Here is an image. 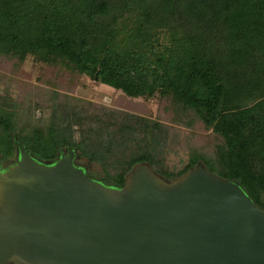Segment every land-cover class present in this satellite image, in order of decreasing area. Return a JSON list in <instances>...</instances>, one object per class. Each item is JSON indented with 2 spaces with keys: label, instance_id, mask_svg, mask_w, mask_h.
Returning a JSON list of instances; mask_svg holds the SVG:
<instances>
[{
  "label": "trees",
  "instance_id": "obj_1",
  "mask_svg": "<svg viewBox=\"0 0 264 264\" xmlns=\"http://www.w3.org/2000/svg\"><path fill=\"white\" fill-rule=\"evenodd\" d=\"M25 54L130 98L158 99L175 123L210 133L188 142L190 160L175 173L164 167L170 129L159 120L93 114L75 98L55 105L48 123L0 110L4 170L21 145L47 166L73 151L115 188L138 164L170 180L199 165L264 210V0H0V55Z\"/></svg>",
  "mask_w": 264,
  "mask_h": 264
},
{
  "label": "water",
  "instance_id": "obj_2",
  "mask_svg": "<svg viewBox=\"0 0 264 264\" xmlns=\"http://www.w3.org/2000/svg\"><path fill=\"white\" fill-rule=\"evenodd\" d=\"M20 151L0 170V264H264V210L203 166L174 185L140 167L115 188L73 151L50 166Z\"/></svg>",
  "mask_w": 264,
  "mask_h": 264
},
{
  "label": "rangeland",
  "instance_id": "obj_3",
  "mask_svg": "<svg viewBox=\"0 0 264 264\" xmlns=\"http://www.w3.org/2000/svg\"><path fill=\"white\" fill-rule=\"evenodd\" d=\"M74 98L86 108H90L93 114L98 111L96 110L98 108L112 109L149 117L166 124L170 129V136L164 167L170 172H180L189 162L190 145L188 142L210 133V131L205 132L198 128L192 129L186 125L175 123L165 110L166 103L159 102L158 99L130 98L123 92L97 83L87 76L71 73L65 67L49 66L35 54L0 55V110L13 112L19 120L28 117L31 120L40 119L42 122L48 123L55 105L59 108L58 103L65 100H71V104L75 105ZM74 128L76 130L74 138L76 141H80V127L76 125ZM198 139L200 140V138ZM16 156L20 159L19 153ZM75 161L76 166L83 169L94 180H96L95 175L100 177L104 175L103 168L97 163L89 162L88 159L79 157V155L75 156ZM4 165L6 166L5 170L13 166H9V163ZM198 166L196 165L184 175L170 180L157 174L149 165L138 164L133 167L128 176L136 169L145 167L164 182L174 185L182 182ZM109 171L112 173L113 169H109Z\"/></svg>",
  "mask_w": 264,
  "mask_h": 264
},
{
  "label": "flooded vegetation",
  "instance_id": "obj_4",
  "mask_svg": "<svg viewBox=\"0 0 264 264\" xmlns=\"http://www.w3.org/2000/svg\"><path fill=\"white\" fill-rule=\"evenodd\" d=\"M0 170H1V171H3V170H4V167H3V166L1 167V165H0Z\"/></svg>",
  "mask_w": 264,
  "mask_h": 264
}]
</instances>
